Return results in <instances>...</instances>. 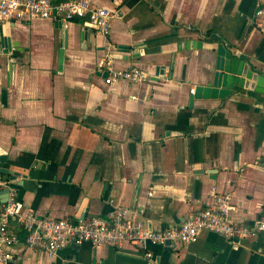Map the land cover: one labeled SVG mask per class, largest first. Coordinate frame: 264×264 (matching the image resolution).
I'll use <instances>...</instances> for the list:
<instances>
[{"label":"crops","instance_id":"crops-1","mask_svg":"<svg viewBox=\"0 0 264 264\" xmlns=\"http://www.w3.org/2000/svg\"><path fill=\"white\" fill-rule=\"evenodd\" d=\"M92 2L113 11L109 34L84 19L0 21V159L17 199L74 221L124 206L163 229L229 192L231 219L253 227L264 218V93L222 98L209 83L221 47L264 83L256 0ZM107 51L153 78L107 84ZM9 226L20 236L9 264H264V231L239 247L203 231L177 249L84 242L49 258Z\"/></svg>","mask_w":264,"mask_h":264},{"label":"built area","instance_id":"built-area-1","mask_svg":"<svg viewBox=\"0 0 264 264\" xmlns=\"http://www.w3.org/2000/svg\"><path fill=\"white\" fill-rule=\"evenodd\" d=\"M255 15L264 33V0H256ZM113 16L112 10L97 6L92 0H0V21L53 19L67 22L84 19L94 24L98 33L109 34ZM98 69L106 72L107 84L119 81L142 84L153 78L149 71L139 66L116 68L110 51L100 59ZM1 163L0 159V192L10 187V195L0 213V264L10 263L12 255L8 247L20 240L19 234L9 226L10 219H15L26 230V244L49 258L64 247L84 242L94 246H120L131 242L142 250L149 245H169L177 249L180 244L196 242L203 231L221 235L239 247L246 238L264 231V218L257 220L253 227L231 219L236 206L229 192L216 193L211 204L195 210L181 224L163 229H151L136 211L124 206L108 215H93L79 221L39 215L26 209L25 204L17 199L15 189L3 176ZM146 256L150 258L152 253L147 251Z\"/></svg>","mask_w":264,"mask_h":264},{"label":"water","instance_id":"water-1","mask_svg":"<svg viewBox=\"0 0 264 264\" xmlns=\"http://www.w3.org/2000/svg\"><path fill=\"white\" fill-rule=\"evenodd\" d=\"M8 52L9 47H7V49H3V46L0 45V55H5ZM236 62L237 59L233 57L230 51H226L222 47L219 49L213 81L209 83V86H214L215 88H220L221 86L222 89H219L217 92L213 90V94L223 98L231 94L235 87H245L246 89L256 90L257 92L264 93V83L260 81L257 83L251 82V80L257 81L256 75H254L252 71H245L246 65L245 68L242 67L241 69H238V67H236ZM4 160L5 157H3L2 161ZM1 171L6 173L8 172V169L1 167ZM3 192L5 193V198L2 200V202L6 203L9 199L10 187L4 188ZM167 247L168 249H171L169 245H167Z\"/></svg>","mask_w":264,"mask_h":264}]
</instances>
